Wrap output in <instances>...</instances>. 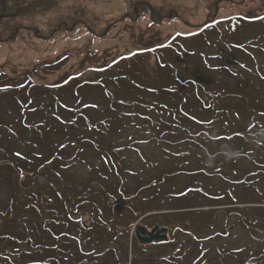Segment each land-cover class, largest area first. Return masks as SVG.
Wrapping results in <instances>:
<instances>
[{"label":"rangeland","instance_id":"1","mask_svg":"<svg viewBox=\"0 0 264 264\" xmlns=\"http://www.w3.org/2000/svg\"><path fill=\"white\" fill-rule=\"evenodd\" d=\"M60 1L64 6H83L85 12L79 17L98 32L132 14L139 1L162 5V15L175 11L179 17L160 24L148 16L141 22L128 18L112 25L103 38L80 26L75 33H61L50 41L23 30L15 41L0 43V91H6L0 93V139L16 145L20 154L38 153L35 143L40 131L54 130L49 128L56 121L68 123L71 112L83 103L94 101L105 107L111 95L117 101L113 111L129 114L126 121L116 124L121 131L112 141L114 151L88 153V162L82 160L76 166L67 163L69 176L75 171L83 181L95 178L120 183L127 192L142 188L141 199L134 201L161 213L191 207L206 212L210 205L226 204L264 209V135L245 136L258 117L250 105L264 104V0L221 3L218 24L202 28L203 32L194 26L204 23L206 5L215 0ZM54 19L53 14L37 16L24 24L36 25L45 37ZM110 68L114 69L105 81L107 88L81 93L80 100L56 91L58 85H68L69 78L86 82L104 76L98 72ZM118 69L129 71V91L115 87ZM135 86L140 94L133 90ZM236 104L245 109L243 118L235 121L244 134L230 141L226 124L242 111ZM180 112L191 114L194 123L177 128ZM88 122L85 125L91 127ZM217 127L222 133L216 132ZM197 130L203 132H193ZM243 151L254 157H244ZM90 161L96 163L93 168ZM253 172L257 175L248 176ZM46 174L63 179L59 171L47 170ZM0 195L5 196L1 190ZM214 212L215 227H200L192 233L194 239L170 232L163 220H156L153 229L137 221L129 233L131 259L145 264L170 254V247L152 244V249H145L139 244L137 233L150 238L155 227H159L155 236L161 242L171 240L169 245L177 244V248L190 245L191 254L184 257L197 264L220 256L224 264H237L240 257L229 258V252L264 248V235L246 230L237 215ZM258 218L263 222V217ZM2 257L0 253V264H21Z\"/></svg>","mask_w":264,"mask_h":264},{"label":"trees","instance_id":"2","mask_svg":"<svg viewBox=\"0 0 264 264\" xmlns=\"http://www.w3.org/2000/svg\"><path fill=\"white\" fill-rule=\"evenodd\" d=\"M223 2L232 3L231 0H215L213 4L206 5L204 23L194 26L198 32H203L202 28L208 29L218 24L220 6ZM136 5L137 8L132 14L115 19L98 32L79 17L83 11L85 12L81 5L64 6L60 0H0V43L15 41L23 30L30 31L37 38L50 41L61 33L73 34L80 26H84L96 37L103 38L107 36L112 25L128 18H131V22H141L148 16L155 24H160L164 20L179 17L175 11H168L167 15H162V5L156 7L146 1H139ZM49 14H53L55 19L51 22L49 33L45 37L40 34L36 25L24 24L33 21L37 16ZM183 22L192 27L189 22L184 20ZM112 69L114 68L102 70L98 73L104 76L94 80L87 79L86 82L83 80L77 82L78 79L69 78V84L65 87L58 85L56 91H65L71 98L76 97V100H80L81 93L99 91L97 87L107 88L105 81L113 74L110 73ZM123 70L118 69L114 85L129 91L127 87L132 88L128 81L129 71ZM63 81L66 83L67 78ZM4 89L0 93L6 92ZM133 90L140 94L139 86L133 87ZM107 96L109 99L105 112H103L105 107L99 106L100 103L86 102L79 105L76 112H71L68 123L56 121L52 123L54 128H49L54 130L40 131L39 142L35 143L39 147L38 153H30L28 150L25 154H20L16 145H6L0 139V190L5 194L4 198L0 195L2 258L16 259L21 264H130V262L140 264L137 258L131 259L129 233L141 218L144 217L140 223L144 222L149 227L156 226L154 224L156 220L159 222L163 220L165 224L162 225L170 232L189 235L194 239L192 233L200 227H215L212 219L216 214L214 211L219 210L232 216L237 215L246 230L264 235V209L250 206L233 208L234 204H226L210 205L206 208L211 209L206 212L196 211L191 207L182 211L171 210L172 213H161L163 211L148 208L134 201L135 198L141 199L142 188L127 192V188L122 189L118 186L120 183L116 185L95 178H85L88 180L83 181L81 174L75 171L69 176L67 163L76 166L77 162L82 160L88 162L85 159L88 153L96 156L97 152L101 153L102 150L108 152L109 148L114 151L112 141L121 131L116 124L126 121L129 114L125 110L113 111L112 108L117 101H113V96ZM118 105L125 104L118 102ZM236 108L242 111L233 122L232 115L226 124L230 130V141L244 134V129L240 131L235 121L243 118L245 109L239 104H236ZM250 108V111L256 110L258 117L253 120L252 128L245 136L248 139L252 138V135L261 138L264 135V104L253 102ZM177 116H179L176 118L177 128L194 123L191 114L180 112ZM86 120H89L91 127L85 125ZM223 123L221 120L222 126L226 127ZM171 124L174 125L172 122ZM56 127L62 129L58 130ZM216 132L222 133V130L217 127ZM242 154L244 157H254L248 151H243ZM90 163L92 168L96 165L94 161ZM47 170L49 173L61 172L62 181L56 176L46 174ZM256 175V172L248 174ZM41 178L44 180L41 181ZM214 208L220 209L213 210ZM258 217H263V222H260ZM170 243L171 240H165L153 244L154 247H170V254L160 257L159 261L153 259L149 262L144 261L145 264H197L186 258L191 254L190 245L177 248V244L169 245ZM135 246L137 248V244ZM152 248L145 246V249ZM228 256L240 257L241 262L237 264H264L263 247L252 252L233 250ZM222 259L220 256L218 260H206L205 264H224L226 261Z\"/></svg>","mask_w":264,"mask_h":264},{"label":"water","instance_id":"3","mask_svg":"<svg viewBox=\"0 0 264 264\" xmlns=\"http://www.w3.org/2000/svg\"><path fill=\"white\" fill-rule=\"evenodd\" d=\"M157 230H158V227L153 230L152 234L156 233ZM140 231L142 232L143 228H140ZM137 237H138L140 243L143 244V245H148V244H151L154 241H159V238L156 237V236H152V237L146 239L145 237L142 236L141 233H137Z\"/></svg>","mask_w":264,"mask_h":264},{"label":"snow or ice","instance_id":"4","mask_svg":"<svg viewBox=\"0 0 264 264\" xmlns=\"http://www.w3.org/2000/svg\"><path fill=\"white\" fill-rule=\"evenodd\" d=\"M19 155V154H18Z\"/></svg>","mask_w":264,"mask_h":264}]
</instances>
